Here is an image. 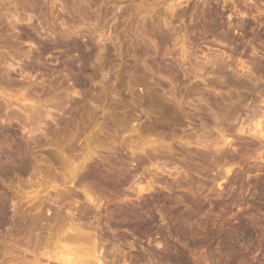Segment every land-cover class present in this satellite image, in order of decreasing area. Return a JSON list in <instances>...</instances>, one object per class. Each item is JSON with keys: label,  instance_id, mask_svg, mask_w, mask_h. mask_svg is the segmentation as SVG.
I'll list each match as a JSON object with an SVG mask.
<instances>
[{"label": "rangeland", "instance_id": "374dc122", "mask_svg": "<svg viewBox=\"0 0 264 264\" xmlns=\"http://www.w3.org/2000/svg\"><path fill=\"white\" fill-rule=\"evenodd\" d=\"M226 1L0 0V264H264V0Z\"/></svg>", "mask_w": 264, "mask_h": 264}, {"label": "bare ground", "instance_id": "6f19581e", "mask_svg": "<svg viewBox=\"0 0 264 264\" xmlns=\"http://www.w3.org/2000/svg\"><path fill=\"white\" fill-rule=\"evenodd\" d=\"M174 1H177V0H174ZM186 1V3L189 1V0H185ZM201 2H200V4H199V8H198V15H197V20L199 21V22H196L197 24L195 25L194 23V30H195V28L196 27H199V30L201 29V30H204V33H205V31H207V30H211V32L213 31L212 29H214V28H220L221 26H219V23H221V21H220V19H222V18H224V16H223V11L222 10H226L227 12L228 11H230V7H229V5H228V3H227V1L226 0H200ZM229 1V0H228ZM184 2V1H183ZM182 3V2H181ZM181 3H178L177 4V6H180L181 5ZM185 3V2H184ZM215 3V4H214ZM192 5V4H191ZM190 6V5H189ZM220 6H221V9H220ZM190 8H193V7H190ZM169 9V8H168ZM179 10L177 7H175V5H172V7H170V11L169 12H172L171 14H173L174 12H177V11ZM193 10V9H192ZM191 10V11H192ZM196 10V9H195ZM179 13V12H178ZM176 14V13H175ZM234 14H235V12H234ZM174 15V14H173ZM225 15V14H224ZM229 15V14H228ZM193 16H194V14H193ZM230 16H233V15H231L230 14ZM230 16H228V17H230ZM177 17V16H176ZM175 17V18H176ZM231 18V17H230ZM229 19V18H228ZM195 21V20H194ZM193 21V22H194ZM225 21V20H224ZM223 21V22H224ZM222 22V24H224ZM229 23V22H228ZM249 23V22H248ZM192 24V23H191ZM192 24V25H193ZM225 24H227V23H225ZM245 24V23H244ZM228 25H230V24H228ZM219 26V27H218ZM242 26V25H241ZM247 26V25H246ZM245 26V27H246ZM193 27V26H192ZM238 27V28H237ZM240 26L238 25V26H236V28H235V30L236 29H238L239 31H243V30H240V28H239ZM244 27V28H245ZM249 27V26H248ZM216 28V29H217ZM224 28H225V25H224ZM231 28H232V25H231ZM244 28H241V29H244ZM197 29V28H196ZM215 29V30H216ZM223 29V28H222ZM191 28H190V32H191ZM214 30V31H215ZM221 30V29H220ZM193 31V30H192ZM219 31V30H218ZM229 31V30H228ZM239 31H237V33L239 32ZM190 32L189 33H187L188 35L190 34ZM201 32H203V31H201ZM223 32V31H222ZM168 33V32H167ZM163 34H161L160 36H162ZM167 34H165V36H166ZM165 36H163L164 38H165ZM167 37V36H166ZM226 37V36H225ZM235 37V36H234ZM163 38V39H164ZM236 38V37H235ZM232 39V38H231ZM243 39V38H242ZM242 39H241V41H242ZM261 39V38H260ZM239 40V39H238ZM75 42V41H74ZM73 42V43H74ZM243 43V42H242ZM245 44V43H244ZM71 45V44H70ZM73 45V44H72ZM76 45H79V43L77 44L76 43ZM241 45H243V44H241ZM252 45V44H251ZM177 47V46H176ZM176 49V48H175ZM189 50V49H188ZM175 51V50H174ZM188 54V53H187ZM186 55V54H185ZM189 56V55H188ZM184 57V56H183ZM187 57V56H186ZM208 57H210V56H208ZM84 58V57H83ZM82 58V59H83ZM185 58V57H184ZM205 58V57H204ZM207 58V57H206ZM208 59V58H207ZM84 61V60H83ZM187 61H188V58H187ZM208 61H209V59H208ZM214 61V60H213ZM85 62H86V60H85ZM210 62H212V61H209V63ZM72 63V62H71ZM187 63V62H186ZM207 64H208V62H206ZM74 64V63H73ZM188 64H189V66H190V64H191V61H189L188 62ZM233 64V63H232ZM235 64V63H234ZM233 64V65H234ZM83 65V64H82ZM180 65H181V63H180ZM192 65V64H191ZM210 65H212V64H210ZM240 65V64H239ZM239 65H237V63H236V65L234 66L236 69H238L237 67H240ZM182 66V65H181ZM179 67V66H178ZM234 67H233V70H234ZM190 68V67H189ZM187 69V68H186ZM192 69V68H191ZM235 69V70H236ZM247 69V68H246ZM246 69H244V67L243 66H241L240 67V69L238 70L239 72L241 71H243V70H245L246 71ZM249 69V68H248ZM200 70V69H199ZM187 71H188V69H187ZM238 71H237V73H238ZM196 72H200V71H196ZM184 73V72H183ZM195 73V72H194ZM201 73V72H200ZM185 74H186V72H185ZM196 74V73H195ZM186 75H188V73L186 74ZM201 75V74H200ZM199 75H195L194 76V78H196V79H199V77H198ZM201 77H202V75H201ZM202 80V79H201ZM0 95H3V94H0ZM10 100V99H9ZM24 102H25V100L23 101V104H24ZM26 103H28V102H26ZM22 104V105H23ZM24 108L25 107H27V106H23ZM31 107L32 108H35V105H34V103H33V105H31ZM38 108V107H37ZM253 115V114H252ZM264 117V116H263ZM255 118V117H254ZM256 124V123H255ZM257 126V128H258V132L256 131V133H258L257 135L261 138V139H264V132H263V130H262V122L261 121H258V123L255 125V127ZM253 131V130H252ZM255 133V132H254ZM256 135V134H255ZM230 144V143H229ZM5 153H3V155H4ZM19 155V154H18ZM5 158V157H4ZM19 158V157H18ZM2 159V158H1ZM6 160L8 159V157L7 158H5ZM18 162H19V159L17 160ZM21 161V160H20ZM1 162H2V160H1ZM14 163V162H13ZM24 163V162H23ZM21 165V164H20ZM26 165V164H25ZM1 167V166H0ZM18 167H20V166H18ZM23 167H24V165H23ZM26 168V167H25ZM24 168V169H25ZM75 168V167H74ZM73 168V169H74ZM151 173V172H150ZM71 176V175H70ZM81 185V184H80ZM78 186H79V184H78ZM3 193V192H2ZM1 193V194H2ZM5 195V194H4ZM3 196V195H2ZM6 197H7V195H5ZM4 197V196H3ZM6 197H4V199L6 200ZM141 197V196H140ZM8 198V197H7ZM1 199H2V197H1ZM0 199V224L3 222V220H4V215L6 214V212L8 211L7 209H8V207H7V204H6V202L7 201H4V199L3 200H1ZM88 199H89V203L91 204V205H93V209L92 210H94V209H96L97 210V208L100 210V207H101V205H99V206H97V204L99 203H96V202H94V200H91L89 197H88ZM140 199V198H139ZM136 201V200H135ZM139 201V200H138ZM143 201V200H142ZM134 202V201H133ZM132 203V202H131ZM135 203V202H134ZM137 203V202H136ZM100 204V203H99ZM146 204V203H145ZM128 205V204H127ZM133 205V204H132ZM141 205H142V203H141ZM125 206V205H124ZM138 206V205H137ZM145 206V205H144ZM90 207V206H89ZM92 207V206H91ZM128 207V206H127ZM125 208H126V206H125ZM130 208H132L131 206H130ZM134 208V207H133ZM132 208V209H133ZM146 208V207H145ZM149 208V207H148ZM89 209V208H88ZM107 210V209H106ZM120 210V209H119ZM86 211V210H85ZM84 211V212H85ZM111 211V210H110ZM90 212H91V210H90ZM93 212V211H92ZM128 212V211H127ZM87 213H89V212H87ZM95 213H98V215H99V211H95ZM106 213V212H105ZM129 213V212H128ZM132 213V212H131ZM107 214L109 215V214H111V212L109 213V212H107ZM116 214V213H115ZM90 215V214H89ZM108 215H106L107 216V218H110ZM134 215V214H133ZM6 216V215H5ZM6 218V217H5ZM99 219V218H98ZM109 220V219H108ZM108 220H106L107 222H108ZM2 224H4V223H2ZM1 224V225H2ZM106 224V223H105ZM71 225H72V223H71ZM32 226H33V228L34 227H36V222H35V220L32 222ZM104 226V225H103ZM108 226V225H107ZM72 227V226H71ZM79 227V226H78ZM78 227H76V228H78ZM96 227H98V226H96ZM70 228V226L68 227V230H69V233H70V231H73L74 230V232H71L70 233V235H69V237H72V238H67L68 237V234H67V236H65L67 239H68V242L69 241H71V239H75V238H77V237H79V238H77L78 240L80 239V240H87V242H90V243H92L95 247L96 246H98V244H97V242H96V234L95 233H93V234H89V235H87V234H85L84 232H79V229L77 230L74 226H73V230H71V228ZM34 229H36V228H34ZM96 229V228H95ZM81 230V229H80ZM66 231H67V229H66ZM76 232H77V234H76ZM68 233V232H67ZM66 234V233H65ZM60 238V237H59ZM62 238V237H61ZM64 238V237H63ZM64 239L66 242H67V239ZM73 239V240H74ZM60 240V239H59ZM76 241V240H74V241H76V242H78L79 243V241ZM60 241H62V240H60ZM74 241H72V242H74ZM38 242H39V240H37L36 242H35V249H37L38 248V245H39V247H40V244H38ZM78 243H76L77 245H78ZM81 243V242H80ZM83 243V242H82ZM86 243V242H85ZM84 243V244H85ZM73 244V243H72ZM80 245H83V244H80ZM112 245V244H111ZM113 246V245H112ZM118 248V247H117ZM103 248H101L100 247V251L102 250ZM116 249V248H115ZM118 249H120V248H118ZM112 250H113V247H112ZM112 250H111V252H112ZM60 252V251H59ZM58 253V252H57ZM109 253V252H108ZM124 253V252H123ZM59 254V253H58ZM58 254H49L48 252H46V254L44 253V254H41L42 255V258H45L48 262L49 261H56V264H92V262L91 261H89L88 259H83L82 258V260H80V259H78V261L76 260H74L73 258L74 257H72L71 255V257L70 256H67V255H69L68 253H66L67 255L65 256V254L63 253V256H62V254H60V255H58ZM125 255V254H124ZM124 257V256H123ZM125 258V257H124ZM130 259V258H129ZM35 260H37V259H35ZM93 260H95V263L96 264H105V262H107V261H109V260H107L106 259V257L105 256H103V254H101V255H96L94 258H93ZM113 260V259H112ZM109 263H112V264H114L115 263V261L113 262H109ZM108 263V264H109ZM123 264H130L129 262H127V260H123ZM132 264V263H131Z\"/></svg>", "mask_w": 264, "mask_h": 264}]
</instances>
